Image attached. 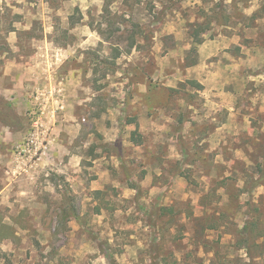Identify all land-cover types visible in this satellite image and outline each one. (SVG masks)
Returning a JSON list of instances; mask_svg holds the SVG:
<instances>
[{
	"label": "rangeland",
	"instance_id": "1",
	"mask_svg": "<svg viewBox=\"0 0 264 264\" xmlns=\"http://www.w3.org/2000/svg\"><path fill=\"white\" fill-rule=\"evenodd\" d=\"M235 33L264 51V0H0V77L42 76L0 93V264H264V67H225ZM210 73L233 85L180 87Z\"/></svg>",
	"mask_w": 264,
	"mask_h": 264
},
{
	"label": "crops",
	"instance_id": "2",
	"mask_svg": "<svg viewBox=\"0 0 264 264\" xmlns=\"http://www.w3.org/2000/svg\"><path fill=\"white\" fill-rule=\"evenodd\" d=\"M229 25L233 26V25H236V24H229ZM230 26L226 27V24H225V25H222V28L226 27L227 29L231 30ZM238 26L239 27H243L241 24H238ZM232 29L234 30L235 27L232 28ZM254 29H256L255 26H244V32L252 31ZM229 39H231L230 43L228 41ZM219 41H222L221 43L224 45L222 47V51H221L222 60L226 61L229 64V65L228 64L225 65V67L228 68L229 70L232 69V72H235L236 69H240V67H239L240 64L242 66L244 65V66L248 67L249 69H252V68H254L253 65H254L255 61L262 62L261 63L263 65L262 67H264V51H262V50L258 51L256 45L252 46L250 43L248 44V46H246L245 44L243 45L241 40H240V37H238V35L236 33L230 35V37H222L217 42H219ZM249 41H250V39H249ZM209 45L210 44H208V42H207L203 46L204 49H208ZM230 47H233V49H235L237 51L238 55H235V54L231 55V53H229ZM204 61L205 60H203V63H204ZM29 70L32 72L31 69H29ZM14 72H17V73L20 72L21 76L20 77H15V75L13 74ZM28 75H29V72L28 73L27 72L23 73V75H22L21 70L17 66H15L13 63H9V65L5 69L3 77H0V84L3 81H8V80H10V82L12 80L15 81L16 78H17V80H18L17 83L19 82L18 85H21L22 87L20 89H18V90H16V89L13 90V89H8V88L7 89H3V90L0 91V93L4 92L3 95H5L10 100H13V98H15L17 102H19L20 100L21 101H28V98H27V91L28 90H25V85H28L29 87H31L32 86V82H31L32 80L34 81V84H35V83H39V81L42 79L41 78L42 76L40 77L39 75H35L34 78H31V76L29 77ZM7 77H9V78H7ZM212 81L217 82V85H213L211 87V84H212L211 82ZM201 85L206 88L208 93L209 92H211V94H216L217 93L219 95L220 93H218V92H220V91L225 92V90H226L225 86L226 85H233V83L230 82V83H227V84H223L222 80L216 81V76L214 74L210 73L208 76L206 75V79L202 81ZM37 89H39V88L36 87L35 90H37ZM40 91L37 92V95L33 97V100L31 102H35L36 103V102H40L42 100H45L44 96L43 97L41 96L44 93L42 92V94H41ZM73 98L71 100H69V102H68L69 105L70 104H75V105L77 104V102L75 100H73ZM48 99H50V98H48ZM129 123L130 124H128V127H129L130 131L132 129H134V130L137 129V124L135 123V121H131ZM130 126H134V127L132 128ZM134 130H132V131H134ZM134 132H132V134ZM132 146L133 147H136V146L139 147L141 145H135V143H133ZM70 171L71 170H68L66 173L68 174L69 178L72 181H74L73 187H75V185H77V184H75V183H77V179H78V183L79 182L82 183L81 177L80 176L71 177L70 176ZM78 171H80V169L79 170L77 169V171H76V169H74L73 171H71V173L77 174ZM102 175H105V173L103 172ZM70 179H69V181H71ZM92 190L96 191V192H99L100 188H97L94 185H92Z\"/></svg>",
	"mask_w": 264,
	"mask_h": 264
},
{
	"label": "trees",
	"instance_id": "3",
	"mask_svg": "<svg viewBox=\"0 0 264 264\" xmlns=\"http://www.w3.org/2000/svg\"><path fill=\"white\" fill-rule=\"evenodd\" d=\"M136 2L138 1V0H135ZM108 5V4H107ZM223 11V10H222ZM103 16H105V17H103V18H106V17H109L110 16V14H109V12H108V7L106 6L105 8H104V14H103ZM81 20V19H80ZM80 20L76 23V24H78L79 22H80ZM226 21H228V20H226ZM108 23L110 24L111 23V20H109L108 21ZM92 27V26H91ZM94 30H96V29H94ZM97 32L99 33V35L101 36V38L104 40V42H106V43H109V41H110V37L112 36V34H108L107 32H103L102 30H100V29H97ZM199 34V33H198ZM198 34H196L194 37H197V35ZM203 43V41L202 40H195V45H201ZM132 48H134L135 47V44H133L132 43V46H131ZM121 56V52L120 53H118V55L115 57L116 59H118L119 57ZM197 65V62L195 61V62H193L192 64H190L188 67H193V66H196ZM185 86H191L192 88H194V89H196L197 91H202V90H204V87L201 85V84H199L198 82H196V81H187L186 83H183V84H180V87L182 88V87H185ZM180 122L181 123H183V119H181L180 120ZM135 133L136 132H134L133 134H132V136H134L135 135ZM133 143H135V145H140L141 143H139V142H136V141H134L133 140ZM183 155H185L186 156V152H184L183 153ZM7 231V230H6ZM246 232H248V229H244L243 230V232H242V234L244 235H246ZM7 235H2L1 236V238H2V240H5V239H9V238H11L12 237V235L7 231V232H5Z\"/></svg>",
	"mask_w": 264,
	"mask_h": 264
}]
</instances>
